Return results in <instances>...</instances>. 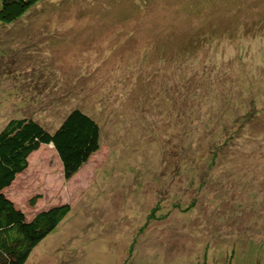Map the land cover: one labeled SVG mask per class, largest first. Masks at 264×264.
Masks as SVG:
<instances>
[{
  "label": "rangeland",
  "instance_id": "obj_1",
  "mask_svg": "<svg viewBox=\"0 0 264 264\" xmlns=\"http://www.w3.org/2000/svg\"><path fill=\"white\" fill-rule=\"evenodd\" d=\"M75 109L100 151L67 180L43 146L6 191L29 220L70 206L26 264H264V0H44L0 22V133Z\"/></svg>",
  "mask_w": 264,
  "mask_h": 264
},
{
  "label": "trees",
  "instance_id": "obj_2",
  "mask_svg": "<svg viewBox=\"0 0 264 264\" xmlns=\"http://www.w3.org/2000/svg\"><path fill=\"white\" fill-rule=\"evenodd\" d=\"M44 0H0V22L12 25ZM99 123L79 109L51 132L35 120L13 119L0 133V264H26L34 249L67 217L70 206L37 212L29 220L6 191L29 167L30 157L53 145L66 179L77 175L101 149ZM38 198L32 200L35 206Z\"/></svg>",
  "mask_w": 264,
  "mask_h": 264
},
{
  "label": "bare ground",
  "instance_id": "obj_3",
  "mask_svg": "<svg viewBox=\"0 0 264 264\" xmlns=\"http://www.w3.org/2000/svg\"><path fill=\"white\" fill-rule=\"evenodd\" d=\"M187 1H189V0H187ZM192 2V1H191Z\"/></svg>",
  "mask_w": 264,
  "mask_h": 264
}]
</instances>
